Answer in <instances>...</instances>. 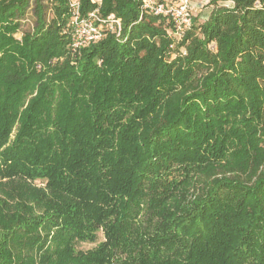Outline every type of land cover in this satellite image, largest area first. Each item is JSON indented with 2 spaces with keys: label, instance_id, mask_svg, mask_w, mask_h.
<instances>
[{
  "label": "trees",
  "instance_id": "16d2710c",
  "mask_svg": "<svg viewBox=\"0 0 264 264\" xmlns=\"http://www.w3.org/2000/svg\"><path fill=\"white\" fill-rule=\"evenodd\" d=\"M71 1L0 0V264H264V0L181 37L145 0H75L120 22L77 48ZM236 155L251 178L169 203Z\"/></svg>",
  "mask_w": 264,
  "mask_h": 264
},
{
  "label": "rangeland",
  "instance_id": "374dc122",
  "mask_svg": "<svg viewBox=\"0 0 264 264\" xmlns=\"http://www.w3.org/2000/svg\"><path fill=\"white\" fill-rule=\"evenodd\" d=\"M165 3L175 5L177 0H168ZM229 4L227 2L211 4V0H192V22L200 24L207 20L213 9L220 5ZM229 159L230 161L226 160L220 164H207L202 167H194L188 175L180 177V182L175 187L169 203L177 205L199 199L205 194L206 189L211 186L213 178L217 176L236 177L244 181L252 177L250 165H244L245 163L240 161L237 155ZM101 238L102 236L99 234L97 241L101 240ZM94 245L95 243L79 242L77 248L86 250Z\"/></svg>",
  "mask_w": 264,
  "mask_h": 264
},
{
  "label": "built area",
  "instance_id": "2783aa9c",
  "mask_svg": "<svg viewBox=\"0 0 264 264\" xmlns=\"http://www.w3.org/2000/svg\"><path fill=\"white\" fill-rule=\"evenodd\" d=\"M72 14L69 20L71 26V46L80 47L99 39L102 29L114 31L116 36L120 32V22L113 14L106 17L99 16L96 11L86 16L79 15L78 4L75 0L70 3ZM143 7L153 14H167L170 16L174 35L181 37L192 25V0H177L175 5L155 0H145Z\"/></svg>",
  "mask_w": 264,
  "mask_h": 264
},
{
  "label": "crops",
  "instance_id": "0c3cea01",
  "mask_svg": "<svg viewBox=\"0 0 264 264\" xmlns=\"http://www.w3.org/2000/svg\"><path fill=\"white\" fill-rule=\"evenodd\" d=\"M161 1L165 2V1H168V0H161Z\"/></svg>",
  "mask_w": 264,
  "mask_h": 264
}]
</instances>
